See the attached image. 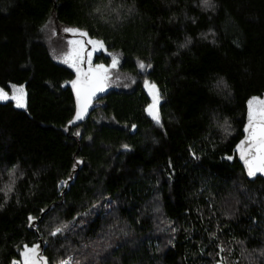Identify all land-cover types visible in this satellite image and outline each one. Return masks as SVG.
Wrapping results in <instances>:
<instances>
[{"label": "trees", "instance_id": "obj_1", "mask_svg": "<svg viewBox=\"0 0 264 264\" xmlns=\"http://www.w3.org/2000/svg\"><path fill=\"white\" fill-rule=\"evenodd\" d=\"M211 5L0 0V88L27 94L23 109L0 102V264H23L24 245L39 244L29 225L48 208L46 264H264V179L246 174L236 148L248 101L264 99V0ZM48 27L103 41L84 43V59L109 74L116 56L125 81L108 77L107 96L71 129L75 69L55 59ZM144 80L160 94L162 127Z\"/></svg>", "mask_w": 264, "mask_h": 264}, {"label": "snow or ice", "instance_id": "obj_2", "mask_svg": "<svg viewBox=\"0 0 264 264\" xmlns=\"http://www.w3.org/2000/svg\"><path fill=\"white\" fill-rule=\"evenodd\" d=\"M202 5L207 8L212 6L211 0H201ZM97 11H99L97 9ZM131 11V9H129ZM65 32L78 33L81 37L87 36V32L77 29V28H66ZM72 47L64 53V62L68 63L69 66L75 68L77 72V79L72 81V87L76 92V114L74 120L83 119L92 98L97 91H103L104 81L108 79V71L104 65L98 64L95 67L92 66V54L87 53V60L84 59L82 53L84 52V43L91 44L93 46V51L97 48L103 49L104 42L100 40L89 39L82 43L79 40L69 41ZM191 43L190 39H186L185 43L181 44L179 47L185 48ZM87 63V69H82L81 65ZM118 64V59L116 56H112V63L110 68H115ZM139 68L144 70L146 65L143 62L139 63ZM147 67H151L150 64ZM145 85L148 86L149 82L144 81ZM150 95L152 96V103L148 105L146 111L148 115L152 117V120L159 126L162 127L158 111L156 109L159 103V92L155 84H151ZM26 92L23 85H11V95L4 88H0V102L11 100L15 103L16 108H26ZM255 102V107H254ZM72 121H69L71 124ZM135 127V126H133ZM246 133L245 138L240 141L236 146L240 154V159L244 162L247 169V175L249 177L256 176L257 173L264 174V99L253 97L248 101V124L244 128ZM79 135V133H74ZM127 147L126 145L124 146ZM231 160L232 157H227ZM77 163H80L77 161ZM75 167V165H73ZM60 185L67 186V181H60ZM7 191H11V187L7 186ZM7 191H5V197L7 198ZM3 205L0 204V208ZM33 217L29 216L28 220L33 221ZM62 232L61 227L55 228L50 235L55 237L58 233ZM38 246L33 245L29 248L24 245L21 256L23 257V264H39L37 258ZM223 251V249H221ZM261 255H264L262 251ZM11 264H20L17 260H12ZM60 264H71L70 260L61 261Z\"/></svg>", "mask_w": 264, "mask_h": 264}, {"label": "rangeland", "instance_id": "obj_3", "mask_svg": "<svg viewBox=\"0 0 264 264\" xmlns=\"http://www.w3.org/2000/svg\"><path fill=\"white\" fill-rule=\"evenodd\" d=\"M61 32L62 33H66L65 31H61ZM45 37H46V39H47V41H48V43L50 45L51 51H52L55 59L57 61L65 64V65L69 66L68 63H65L64 62V59H65L64 53H66L72 47V45L69 43V41H76L77 39H68V38H64L62 36H57L54 28H52V27H48L45 30ZM54 40H56L58 42L57 45H55ZM79 41H81L83 43L82 40L79 39ZM53 43H54V45H53ZM85 47L86 46L84 45V50H85ZM83 54H84V52L82 53V56L84 57ZM69 67H71V66H69ZM71 68H73V67H71ZM73 69H75V68H73ZM141 71H144V70H141ZM114 72H116V70H114L113 68H111V70H110V72L108 74V77H110V84L116 85V86H120L121 83H125L124 78L119 79V77H117L115 75L116 73H114ZM144 81H148V80H144ZM144 81H143L144 90L146 91V93L149 96V98L151 100V103H152V96L150 95V91H151L150 86H151L152 83L150 81H148L149 82V85L146 86L145 83H144ZM8 93H9V95H11V90ZM159 97H160V94H159ZM8 101H11V100H8ZM4 102H7V101H4ZM160 104H161V97L159 99V103L156 106V109L158 111L159 117H160V113H159ZM160 121H161V118H160ZM68 260H70V262L72 263V258H66L63 261H68Z\"/></svg>", "mask_w": 264, "mask_h": 264}, {"label": "water", "instance_id": "obj_4", "mask_svg": "<svg viewBox=\"0 0 264 264\" xmlns=\"http://www.w3.org/2000/svg\"><path fill=\"white\" fill-rule=\"evenodd\" d=\"M87 60V58L85 59ZM87 63H84L81 65L82 69L86 70L87 69ZM94 67V66H93ZM77 79V72L75 70V77L73 79L76 80ZM71 89H72V92H73V97H74V102H75V114H76V92L74 91L73 87H72V84H71ZM108 94V88H107V85H106V81H104V84H103V91H97L94 95V97L92 98L91 100V103L86 111V113L84 114L83 116V119L81 120H74V117H75V114L73 116V119L71 120L72 123L68 125L69 129L73 128V127H76V126H80L82 124H84L90 117L92 111H93V105L98 102L99 100H101L102 98H104L105 96H107ZM246 135V133H245ZM245 138V136H244ZM243 138V139H244ZM241 164L247 174V169L244 165V162L241 160ZM256 176H260L261 178L264 179V174H261V173H257ZM52 208H48L47 210H45L40 218L38 220H35L33 222H31V224L29 225V228L33 231L36 232L38 238H39V244L37 245L38 246V249H37V258L39 260V264H46V261L44 259V247H43V241L41 240L40 238V235L38 233V224L43 220L44 216L51 210Z\"/></svg>", "mask_w": 264, "mask_h": 264}]
</instances>
